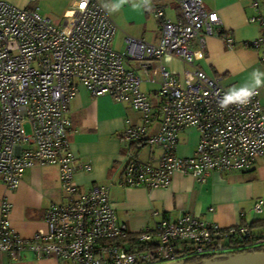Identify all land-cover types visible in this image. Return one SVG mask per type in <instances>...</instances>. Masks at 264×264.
<instances>
[{
	"label": "built area",
	"instance_id": "2783aa9c",
	"mask_svg": "<svg viewBox=\"0 0 264 264\" xmlns=\"http://www.w3.org/2000/svg\"><path fill=\"white\" fill-rule=\"evenodd\" d=\"M171 1L180 11L177 19L152 6L159 25L156 42L127 36L124 51L118 52L111 44L116 25L98 0L75 1L60 23L36 8L0 0V179L13 190L27 169L55 165L65 198L46 208L45 232L23 237L11 225L10 201L2 197L0 253L17 259L29 252L58 264H173L264 250V223L222 227L189 212L132 232L113 209L108 186L94 184L81 191L74 181L77 171L91 168L67 139L68 104L78 86L94 97L129 102L141 123L129 125L124 140L136 148L160 149L158 157L152 154L144 162L127 153L119 186L166 188L175 173L203 182L212 172L264 163V105L258 92L246 105L221 107L229 92L221 75L210 76L194 65L204 56L207 36L218 35L229 47L233 38L202 0ZM248 1L254 12L247 20L258 25L259 34L244 45L259 49L264 47V0ZM165 55L189 67L177 76L159 62ZM142 82L158 85L155 104L141 90ZM154 120L157 127L149 131ZM188 128L195 129L197 142L183 157L176 147ZM262 205V199L254 203L255 214Z\"/></svg>",
	"mask_w": 264,
	"mask_h": 264
},
{
	"label": "crops",
	"instance_id": "0c3cea01",
	"mask_svg": "<svg viewBox=\"0 0 264 264\" xmlns=\"http://www.w3.org/2000/svg\"><path fill=\"white\" fill-rule=\"evenodd\" d=\"M18 7L36 8L53 22L60 23L62 15L77 0H3ZM205 7L215 10L222 30L233 38L232 46L218 35L205 38L204 56L194 65L210 76L221 75L222 82L231 84L250 67L264 62V47L254 49L244 42L259 34L257 24L248 22L253 9L248 0H202ZM116 25L112 47L118 52L125 49L127 36L156 42L159 25L152 14V6H160L167 17H180L178 7L171 0H151L145 7L142 0H98ZM108 7L105 8L104 5ZM114 9V10H113ZM192 48H196L193 41ZM168 71L181 76L189 65L178 57L163 56L159 61ZM127 66L139 72L138 65L128 62ZM254 84L248 85L249 87ZM140 88L150 99L156 97L158 85L142 82ZM243 87L233 88L240 89ZM232 89V90H233ZM258 98L264 105V86L257 89ZM152 102V100H150ZM157 100L152 104H155ZM67 116L70 120L67 139L71 150L83 162L90 165L88 171H77L74 181L81 191H88L94 184L109 187L110 201L118 218L124 221L132 232L145 226H154L161 219H175L183 213L213 221L222 227L250 224L241 203L242 197L236 175L231 172H212L203 182L195 178L175 173L166 188L146 189L122 187L118 185L127 161V153L140 161H149L153 154L160 155V149L147 146L134 147L128 144L123 133L129 125L141 123V116L129 102H116L108 95L92 96L83 86H78L76 94L68 104ZM157 121H152L149 131H154ZM197 142L195 129L188 128L180 133L176 152L179 156H189ZM264 168L257 162L248 170ZM248 170H231L245 171ZM6 197L11 205L10 222L23 237H31L36 232H45L44 212L52 203L65 200L58 181L55 165H35L24 172L18 187L9 190L0 179V199ZM258 200V199H257ZM255 200L254 203L257 201ZM254 205V204H253ZM211 208V210H210ZM259 225L255 226L258 227ZM0 264H58L52 257L35 258L29 252L21 253L17 259L0 253Z\"/></svg>",
	"mask_w": 264,
	"mask_h": 264
},
{
	"label": "rangeland",
	"instance_id": "374dc122",
	"mask_svg": "<svg viewBox=\"0 0 264 264\" xmlns=\"http://www.w3.org/2000/svg\"><path fill=\"white\" fill-rule=\"evenodd\" d=\"M261 65L264 66V64ZM256 70H259L260 73H264V67L252 66L242 76L236 77V80L233 81V83L231 82V84L225 85L226 81H224L223 85L229 91L233 88L245 87L254 84L255 77L253 74ZM261 79L264 80V76H261ZM150 100H152V102L154 103L157 98L154 97ZM26 130L28 131V127H26ZM225 172H231L228 173L229 175H236L239 191L242 197H246L245 200L241 203V206L246 214L247 219L250 221L264 219V205L261 206V213L255 214V212L253 211L254 201L257 199L264 200V168L256 167L255 170H248L244 173H242L243 171Z\"/></svg>",
	"mask_w": 264,
	"mask_h": 264
},
{
	"label": "clouds",
	"instance_id": "9594fccd",
	"mask_svg": "<svg viewBox=\"0 0 264 264\" xmlns=\"http://www.w3.org/2000/svg\"><path fill=\"white\" fill-rule=\"evenodd\" d=\"M142 3L147 8L150 7L151 0H142ZM104 7L107 8L108 5L105 4ZM253 75L255 77L253 86H245L240 89L229 90L222 99L220 106L227 107L229 103L239 105H246L249 103L251 98L257 94V89L264 86V80L261 79V76H264V73H260L259 70H256Z\"/></svg>",
	"mask_w": 264,
	"mask_h": 264
},
{
	"label": "water",
	"instance_id": "95a60500",
	"mask_svg": "<svg viewBox=\"0 0 264 264\" xmlns=\"http://www.w3.org/2000/svg\"><path fill=\"white\" fill-rule=\"evenodd\" d=\"M203 264H264V250L243 254H234L221 259L206 261Z\"/></svg>",
	"mask_w": 264,
	"mask_h": 264
},
{
	"label": "trees",
	"instance_id": "16d2710c",
	"mask_svg": "<svg viewBox=\"0 0 264 264\" xmlns=\"http://www.w3.org/2000/svg\"><path fill=\"white\" fill-rule=\"evenodd\" d=\"M259 223H264V220H256V221L250 223L249 225L252 227H255V226L259 225ZM242 224H244V223H242ZM206 261H210V260L191 258V259H187L186 261L182 262V264H203Z\"/></svg>",
	"mask_w": 264,
	"mask_h": 264
}]
</instances>
